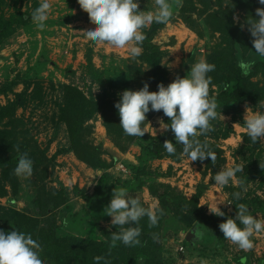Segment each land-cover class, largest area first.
I'll return each instance as SVG.
<instances>
[{
  "label": "rangeland",
  "instance_id": "1",
  "mask_svg": "<svg viewBox=\"0 0 264 264\" xmlns=\"http://www.w3.org/2000/svg\"><path fill=\"white\" fill-rule=\"evenodd\" d=\"M234 1L181 0V6L174 5L173 19L157 32L153 41L162 53L160 76L147 61L140 57L129 58L127 49H114L106 44L97 46L89 41L82 30L95 26L89 24V17L80 8L78 0H49L52 8L42 31L31 21V13L41 0H0V111L15 106V117H18L15 120L7 116L0 121V150L2 155L9 156L16 146L20 149L26 143L34 164L33 175L27 179L17 177L14 166L8 171L0 167L1 185L8 190L5 194L0 192V207L25 213L42 221V227H45V219L35 200L44 191L63 190L67 203L52 209L58 224L57 237L61 242L73 239L71 237L80 238V242L99 241L94 250L88 248V253L85 251L86 255L78 250L75 260L70 262L97 264L94 258L100 257L103 243L109 246V231H114L115 227L110 229L111 217H98L103 209L102 199L97 201L96 193L101 188L103 170L100 177L94 178L97 170L79 159L72 147L68 111L63 108L65 86L79 87L90 99L101 102L120 98L126 89L139 90L145 82L149 84V91L158 90V84L167 86L177 76L184 77L191 65L205 58L215 65V70L208 74L212 77L210 95L219 97L228 93L234 84L235 68L226 67L227 57L231 60L237 54L248 61L249 53L255 50L252 37L235 42L228 30L226 33L223 29L222 15L231 11ZM139 4L144 11L155 8L154 0H139ZM236 15L239 22L235 23L240 26L245 21L243 9L236 8L232 16ZM221 51L227 55L222 66L216 64L217 60L216 63L208 61ZM250 71V78L245 82L250 97L231 113H227L221 102L220 115L211 121L214 130L199 137L222 159L215 165L209 166L206 160L190 162L181 154L182 146L175 145L176 154H168L163 147L164 141L175 142L171 130H156L160 119L167 123L160 112L146 114L154 129L147 125L148 133L143 137L125 135L115 139L109 133L101 110L85 122L92 130L88 139L103 150L108 172L116 181L113 188H127L130 194L141 198L145 207L161 205L159 198L151 192L150 184H155L160 194L168 192L181 201L166 206L163 233L158 239L162 264H264V232L253 235L254 247L246 252L220 237L213 229V221L206 219L214 216L208 206L217 200L230 201L232 204L219 207L235 218V205L240 199H234L232 194L241 192L243 198H251L254 202L250 213L264 220V172L256 173L261 168L260 162L250 163L252 156L264 155V140L252 143L243 122L246 105L253 112H264L258 107V102L264 101V57L259 56ZM234 165L242 166L243 172L236 173L235 180L227 186L215 185L216 173ZM144 169L148 173L142 172L137 179L135 174ZM7 177L18 180L19 187H13ZM119 179L121 183L117 182ZM141 181L146 183L143 187ZM129 183L132 189H129ZM201 188L203 195L197 202H192ZM2 215L1 211L0 222ZM0 229H3L2 225ZM7 229L6 232L16 230V225ZM65 243L73 250L83 247L78 241ZM41 255L45 259L43 252ZM145 260L141 258L138 263L143 264ZM48 262L57 264L56 260ZM105 262L115 264L111 257L98 264Z\"/></svg>",
  "mask_w": 264,
  "mask_h": 264
},
{
  "label": "clouds",
  "instance_id": "2",
  "mask_svg": "<svg viewBox=\"0 0 264 264\" xmlns=\"http://www.w3.org/2000/svg\"><path fill=\"white\" fill-rule=\"evenodd\" d=\"M264 5V0H258ZM154 10L140 9L139 0H78L80 8L87 13L94 29L82 30L86 38L97 46L108 45L114 49H127L129 58L137 59L142 54V45L147 38L143 29L152 23L168 25L174 17L175 7L181 6V0H154ZM52 5L49 0L41 3L31 13V21L39 30H44L45 22L49 18ZM256 17L248 16L241 24V30L247 27L252 39L255 52L264 57V7L255 10ZM234 22H239L238 15L233 17ZM254 61H238V67L243 75L247 76ZM215 70V65L200 58L190 66L184 77L177 76L165 86L157 85L158 91H149V84L144 83L139 90H124L120 99L115 103L120 117V126L128 136L143 137L150 122L147 113L150 111L163 112L170 123L159 120L160 132L171 130L176 143L165 140L164 149L170 155L176 154L175 145H182V155L187 156L190 162L204 161L210 158L213 165L216 163V154L210 150L206 142L199 137L206 136L214 130L211 121L218 118L221 108L214 95H210L212 77L208 74ZM99 89V86H98ZM258 107L264 109V101L258 102ZM221 112V111H220ZM147 122V124H146ZM244 128L252 143L264 140V112L251 110L245 106L243 118ZM152 127V126H151ZM153 128V127H152ZM154 129V128H153ZM18 153V163L14 174L20 178H30L33 175V161L26 152ZM264 169V165L260 164ZM240 165L226 166L216 173L213 180L215 185L223 187L234 181L236 173L243 172ZM101 176V170L96 171V177ZM92 183L89 184V186ZM242 186V182H241ZM234 199L241 198V192L232 194ZM232 204L230 201L217 200L208 206L210 213L223 217L225 212L219 205ZM235 218H227L219 224L224 239L230 241L243 251H250L254 247L251 239L254 234L264 232V220L250 213L249 208L240 203L236 205ZM105 215L111 217L110 229L114 226L117 230L110 231L109 253L111 249L122 243L127 247L143 246L140 236L142 229L140 221L147 217L148 227L158 226L159 219L164 215V210L157 204L145 207L141 198L129 193L125 187H115L112 190L110 203L104 209ZM154 241L158 234L153 233ZM41 244L18 230L6 232L0 229V264H47L42 258ZM97 264L103 257H95ZM107 264V262H105Z\"/></svg>",
  "mask_w": 264,
  "mask_h": 264
},
{
  "label": "trees",
  "instance_id": "3",
  "mask_svg": "<svg viewBox=\"0 0 264 264\" xmlns=\"http://www.w3.org/2000/svg\"><path fill=\"white\" fill-rule=\"evenodd\" d=\"M223 1V0H222ZM233 7L229 13L223 14L221 18V24L223 25V29L225 32L231 35V38L233 41L240 40V39H246L250 40L251 34L247 30V27L244 30H241V26L236 25L234 22L232 12L236 8H241L244 11L245 19L248 16H252L253 18L256 17V8L258 7H264V5H260L258 0H235L233 2ZM219 18V17H218ZM164 26V24H158L153 23L152 27L145 31L146 39L143 42V48L144 51L139 56L143 61H147L153 66L154 72L157 73L159 71V75L162 76V71L160 67V60L162 53L158 46H156L153 41L155 36L157 35V32ZM236 42V41H235ZM229 52V48L226 51V53ZM211 56V55H210ZM227 57V55H224L223 52L219 54H215L213 59L209 58L208 61H215L217 60L219 66H222V63L224 62V59ZM259 55L253 50V52L249 53L248 61H254V63L257 61V58ZM215 59V60H214ZM229 59V60H228ZM242 57L240 55H235L234 59L227 57V61H225L226 67L235 68V77H234V84L231 86V90L227 93H223L219 95V97H216L218 105L222 102V107L225 108L227 113H231L232 110H236L244 100L248 99L250 97V92L247 91L245 82H247L250 78L251 71L247 76L243 75L240 68L238 67V61H240ZM158 77V76H157ZM66 91V98H65V104L63 106L64 109L68 111L67 121L70 124L71 129V143L74 151L76 152L79 159L90 165L92 168L96 170H103L102 175V183L101 188L97 190L96 196L97 201L99 198L102 199V203L100 204L102 207V211L99 212L98 217L100 216V219L108 218L107 215L104 213L105 207L110 203V196L112 194L113 185L116 183L114 178L110 175L108 172L109 166L107 165V161L102 157L103 150L101 147L94 145L89 139L88 134L92 133L91 126H86V121L88 118L94 115L98 110L103 111L104 117L106 120V124L109 130V133L111 136H113L115 139H121L126 134L124 133L123 129L121 128L120 124V117L118 114V110L115 108V103L119 101L120 98H110L105 101H96L95 99H90L86 93L81 90L79 87L76 86H65ZM158 91V90H153ZM237 107V108H236ZM219 112V108L217 109ZM165 121L167 123H170L169 119L164 116L163 112H160ZM16 114V108L15 106H9L6 109H3L0 111V121L5 119L7 116L12 117L15 120H18V117H15ZM172 134V141L176 143L175 136ZM16 139V138H15ZM17 140V139H16ZM176 146H182L177 144ZM20 151L26 152L29 156V158L33 161L32 154L28 153V147L26 143H23V147L20 148ZM214 152V150L212 149ZM0 150V167L4 169L5 171H8L11 166L16 167L18 163V153L17 151H12V155L7 156L6 154H1ZM217 159L216 162H221L222 159L216 155ZM252 160H250V163L255 164L261 163L264 165V155L263 154H257V156H252ZM208 161L209 166L212 165L211 159H205ZM34 166V164H33ZM142 172L148 173L146 169L143 171H140L135 174L136 178H140V174ZM264 169L260 168V170H257L256 173L263 174ZM15 178V177H14ZM12 183L13 187H19L20 183L18 180L15 181L12 177H7ZM117 182H122L121 179ZM142 182V181H141ZM140 182V186H144L145 182ZM2 179H0V192L2 194H5L8 192V190L2 186ZM130 184V183H129ZM151 192L157 196L161 202L160 208L164 210V215L159 219L158 226L149 228L148 227V219L147 217H144L140 221V227L142 229L141 236L139 237L140 240L143 243V246H137V247H127L124 246L122 243H119L117 247L113 248L114 251L111 249V252L109 253V246L108 244L103 243V241L100 243H103V249L101 250L100 257H104V259H109L110 257L113 259L115 264H139V260L145 259V263L143 264H162L161 258L158 255L161 247V242L159 240L154 241L152 238V234L156 233L158 234V239L162 237L163 233V226H164V219L166 218V206L167 204H175L177 205L179 202L178 197L170 196L168 195V192H164L163 194H160L155 184L149 185ZM14 188V189H15ZM129 189H132V186L130 184ZM166 191H168L167 188H165ZM42 192L40 197L35 200L36 204L39 205V210L41 214L43 215V219H45V227H42V221H37L34 219V217H30L26 215L25 213L13 210V209H2L0 207V212H3L2 215V221L0 222V225H2L3 230L7 231V227H11L13 224L16 225V230L24 232L25 234H31L32 238L37 240L43 249V253L45 254V260L50 261L56 260L57 264H70L71 261L75 260L77 256V251H81L85 254V251H87L88 248H91V250H94V245L99 244V241H94L93 239H87L82 240L81 242L78 240L80 238L71 237L73 239H64L63 242H61L60 237H57L56 229L57 227V219L54 215V210L56 207H58L61 203H67V196L64 195V191H58L56 188H53L51 191ZM204 189L201 188L198 195L195 197V200L192 202H197L199 198L203 195ZM17 193V192H16ZM15 193V194H16ZM64 197V198H63ZM91 200L92 197H89ZM179 201V202H178ZM257 201V200H256ZM243 203L245 204L250 212L252 209H254V202L250 199H245L241 195V198L239 202L236 204ZM258 203V202H257ZM235 205V207H236ZM256 206V205H255ZM237 212V208H236ZM225 220L227 218H233L225 214ZM223 217L218 216H211L206 217L207 220L210 219V221H213V229L215 232L220 234V237H224L223 233L219 229V224L224 222L222 221ZM7 225V226H6ZM117 229L115 228L114 231ZM110 232V231H109ZM68 238V237H67ZM74 241V244L76 241L78 243H82L83 247H78L77 250L71 249L65 242L66 241ZM87 245V246H84ZM80 248V249H79ZM100 252V251H99ZM88 253V251H87ZM86 255V254H85ZM158 255V256H157ZM161 255V254H160ZM142 256V257H140ZM48 264H52L49 263Z\"/></svg>",
  "mask_w": 264,
  "mask_h": 264
},
{
  "label": "crops",
  "instance_id": "4",
  "mask_svg": "<svg viewBox=\"0 0 264 264\" xmlns=\"http://www.w3.org/2000/svg\"><path fill=\"white\" fill-rule=\"evenodd\" d=\"M89 24H91V26H95V25H93L92 23H89Z\"/></svg>",
  "mask_w": 264,
  "mask_h": 264
}]
</instances>
